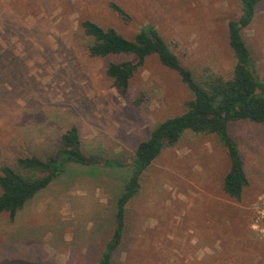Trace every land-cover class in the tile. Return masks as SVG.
<instances>
[{
    "label": "rangeland",
    "instance_id": "374dc122",
    "mask_svg": "<svg viewBox=\"0 0 264 264\" xmlns=\"http://www.w3.org/2000/svg\"><path fill=\"white\" fill-rule=\"evenodd\" d=\"M240 12L239 0H0V166L51 155L71 124L86 153L127 158L158 121L185 110L190 91L155 54L125 93L115 88L107 62L129 56H90L82 20L128 38L153 25L200 81L231 76L227 22ZM242 32L264 82V0ZM229 132L248 178L240 199L223 190L230 161L216 135L185 131L142 172L111 264H264V121ZM128 175L69 163L13 219L0 213V264H95Z\"/></svg>",
    "mask_w": 264,
    "mask_h": 264
},
{
    "label": "trees",
    "instance_id": "16d2710c",
    "mask_svg": "<svg viewBox=\"0 0 264 264\" xmlns=\"http://www.w3.org/2000/svg\"><path fill=\"white\" fill-rule=\"evenodd\" d=\"M261 0H239L240 14L227 22L228 44L235 62L230 77L206 76L198 81L190 68L182 64L179 56L151 25H143L133 38L121 34L113 26H103L84 19L81 26L90 41L88 54L92 57L129 56L109 60L105 72L112 84L125 93L134 73L145 59L155 54L159 61L175 71L191 93L185 102V110L158 121L149 135L139 141L133 156L127 158L107 157L99 153H86L75 124L60 135L59 146L45 158L24 155L11 164L0 166V213L13 219L24 204L52 180L64 173L69 163L100 165L104 167H129V175L118 194L113 214V229L95 264H111L112 254L119 246L128 201L140 190L142 172L160 154L163 148L174 145L187 130L214 134L224 146L230 164L223 178V190L239 200L248 178L237 142L229 132V125L248 119L264 121V82L255 74L251 53L243 38V29L252 21L257 3ZM111 8L123 20L129 15L118 4L110 2ZM177 46V42H173Z\"/></svg>",
    "mask_w": 264,
    "mask_h": 264
}]
</instances>
